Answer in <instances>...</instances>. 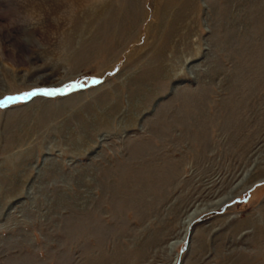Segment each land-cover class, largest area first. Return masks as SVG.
Instances as JSON below:
<instances>
[{
  "label": "rangeland",
  "instance_id": "1",
  "mask_svg": "<svg viewBox=\"0 0 264 264\" xmlns=\"http://www.w3.org/2000/svg\"><path fill=\"white\" fill-rule=\"evenodd\" d=\"M37 88L0 264H264V0H0V99Z\"/></svg>",
  "mask_w": 264,
  "mask_h": 264
},
{
  "label": "snow or ice",
  "instance_id": "2",
  "mask_svg": "<svg viewBox=\"0 0 264 264\" xmlns=\"http://www.w3.org/2000/svg\"><path fill=\"white\" fill-rule=\"evenodd\" d=\"M95 82H99V81H95ZM77 85H79V81L76 82ZM73 87V85H66L65 89L67 90H71V88ZM61 89L58 88H53V89H42V88H37L34 89L31 92H25L16 96H5L3 99H0V107H7L8 105H10L12 102L16 101V100H22V99H27L30 96H34L37 93H43L44 95H55L58 92H60Z\"/></svg>",
  "mask_w": 264,
  "mask_h": 264
},
{
  "label": "bare ground",
  "instance_id": "3",
  "mask_svg": "<svg viewBox=\"0 0 264 264\" xmlns=\"http://www.w3.org/2000/svg\"><path fill=\"white\" fill-rule=\"evenodd\" d=\"M109 6H110V5H109ZM260 56H261V55H260ZM257 182H258V181H257ZM227 201H228V200H227ZM227 201H224V203H226ZM195 215H196V214H194V215L191 216L188 225L191 223V221H192L194 218L197 217V216H195Z\"/></svg>",
  "mask_w": 264,
  "mask_h": 264
}]
</instances>
